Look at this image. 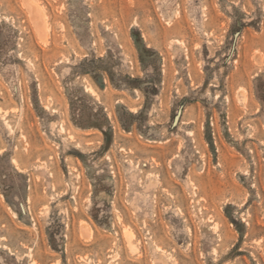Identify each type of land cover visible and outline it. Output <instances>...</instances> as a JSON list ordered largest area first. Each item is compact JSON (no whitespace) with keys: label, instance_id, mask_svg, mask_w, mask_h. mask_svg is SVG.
<instances>
[{"label":"rangeland","instance_id":"374dc122","mask_svg":"<svg viewBox=\"0 0 264 264\" xmlns=\"http://www.w3.org/2000/svg\"><path fill=\"white\" fill-rule=\"evenodd\" d=\"M0 264H264V0H0Z\"/></svg>","mask_w":264,"mask_h":264},{"label":"bare ground","instance_id":"6f19581e","mask_svg":"<svg viewBox=\"0 0 264 264\" xmlns=\"http://www.w3.org/2000/svg\"><path fill=\"white\" fill-rule=\"evenodd\" d=\"M29 8H30L31 14L35 12L34 14H35L36 19H41L40 13L32 8L31 3H29ZM86 91L89 92L90 94L95 95V91L92 88H87ZM127 234H128L127 237H129V233Z\"/></svg>","mask_w":264,"mask_h":264}]
</instances>
